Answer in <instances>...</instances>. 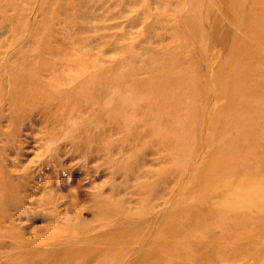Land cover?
Masks as SVG:
<instances>
[{"label":"rangeland","instance_id":"1","mask_svg":"<svg viewBox=\"0 0 264 264\" xmlns=\"http://www.w3.org/2000/svg\"><path fill=\"white\" fill-rule=\"evenodd\" d=\"M152 214L264 264V0H0V264H70L58 233L86 250Z\"/></svg>","mask_w":264,"mask_h":264},{"label":"bare ground","instance_id":"2","mask_svg":"<svg viewBox=\"0 0 264 264\" xmlns=\"http://www.w3.org/2000/svg\"><path fill=\"white\" fill-rule=\"evenodd\" d=\"M212 23L213 22L211 20L209 26L210 29H213L212 31L214 32V28L217 25L213 28ZM230 26L231 25H229L228 29L225 30L228 32H237L233 26ZM222 37L220 35L213 36V44H209L207 50L208 48H210L212 50L211 53L215 54L213 52L215 42L219 41V39H221ZM207 43H210V41L207 40ZM226 47L228 49H224L221 55H225L228 50L232 52L233 49H238L235 43H232L230 46ZM207 50H204V52L207 54V57H209V50ZM201 53L202 52H200V54ZM197 58L199 60L198 62L200 63L201 59L199 57ZM220 58L221 56L218 57V61L220 60ZM205 67L206 65L201 66L198 64V66H196V70L201 76L209 78L210 74L204 72V69H206ZM220 70L221 69L219 67H215L212 75L217 71L219 72ZM224 83L225 84H223L222 81H218L216 85L213 84L209 88L210 91L213 90L215 95L219 94V102H226V99L232 100V94L222 95L224 91H226L230 87L227 82ZM231 126H233V123ZM218 169L220 168H216L213 171H208L207 173H205V171H202V173L200 174L201 176H207V178H213L214 174L218 172ZM152 215V219L154 220V222L156 221L155 223L159 225L158 228L150 229L148 227H145L142 223H135L130 217L126 216L125 218L115 220L111 225L112 227L125 226L124 229L118 232L102 234L100 237L101 242H97V244H95L93 247H89L86 250H67V248L73 247H68L63 244L65 242H68V236L63 234L62 232L58 233V235L53 238V240L59 243L58 251L63 249L66 250V253L68 254L67 257L71 260L70 264H184L183 262L185 261L192 262H189V264H199L200 262L205 261L213 263L214 261L216 262L218 260L221 261L222 259H224L225 252L222 251L220 253L214 254L213 257H210L206 253L210 251L208 245H218V240H222L225 238H229L230 241L233 242V237L230 234L228 235V233L222 232L221 230L209 232L210 230H206L205 227L202 228L203 225L202 227H199L200 229L194 228L196 231L193 234H191L190 231L185 232L182 229H177L176 231H174L176 232V234L174 235L173 228L170 227L167 221H162L158 215ZM219 216L221 219V223L227 222V215L221 214ZM201 220L206 224L209 222L208 217H202ZM64 226H68L67 221L64 222ZM70 227L73 229L72 226ZM106 227L108 228V226ZM207 239H210L211 242H207ZM42 242L44 241H38V243ZM239 242L241 244V241ZM245 242L247 243V241ZM234 243L237 245L236 241ZM65 246L67 248H65ZM203 248H205V250H203ZM200 249L202 250L200 251ZM41 250L44 251L45 248L42 247L40 251L38 250L37 252H41ZM103 250L105 254L103 255V257L99 256V252ZM193 251L200 252V256L197 257L198 259L196 258V255H194ZM174 259H177V261H175ZM65 263L69 264V261H61V264Z\"/></svg>","mask_w":264,"mask_h":264}]
</instances>
